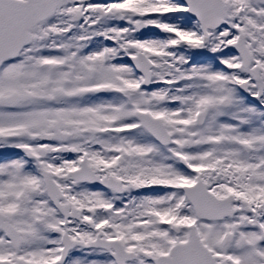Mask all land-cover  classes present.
Instances as JSON below:
<instances>
[{"label":"snow or ice","instance_id":"obj_1","mask_svg":"<svg viewBox=\"0 0 264 264\" xmlns=\"http://www.w3.org/2000/svg\"><path fill=\"white\" fill-rule=\"evenodd\" d=\"M0 264H264V0H0Z\"/></svg>","mask_w":264,"mask_h":264}]
</instances>
